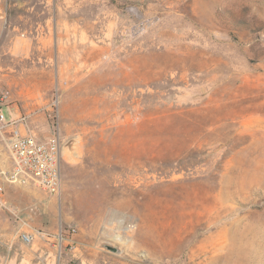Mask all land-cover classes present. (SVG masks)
Returning <instances> with one entry per match:
<instances>
[{
    "label": "rangeland",
    "instance_id": "374dc122",
    "mask_svg": "<svg viewBox=\"0 0 264 264\" xmlns=\"http://www.w3.org/2000/svg\"><path fill=\"white\" fill-rule=\"evenodd\" d=\"M0 92L60 164L6 181L0 264L60 230L103 264H264V0H0Z\"/></svg>",
    "mask_w": 264,
    "mask_h": 264
},
{
    "label": "built area",
    "instance_id": "2783aa9c",
    "mask_svg": "<svg viewBox=\"0 0 264 264\" xmlns=\"http://www.w3.org/2000/svg\"><path fill=\"white\" fill-rule=\"evenodd\" d=\"M5 95L0 92V102ZM25 121V116H19L10 121H5L0 111V134L6 126H11L10 135L4 141L11 159L9 175L0 169V208L4 202V185L6 181H22L31 179L36 186L45 192L54 193L60 186L59 140L51 137L40 140L30 130L20 128ZM13 213L15 211L12 210ZM63 230L59 231L58 240L63 238ZM24 242H30L32 235L29 232H20Z\"/></svg>",
    "mask_w": 264,
    "mask_h": 264
},
{
    "label": "crops",
    "instance_id": "0c3cea01",
    "mask_svg": "<svg viewBox=\"0 0 264 264\" xmlns=\"http://www.w3.org/2000/svg\"><path fill=\"white\" fill-rule=\"evenodd\" d=\"M7 117L5 121L13 119L12 112L7 106ZM3 107H0L2 112ZM21 130L28 129L34 133L29 124L24 121L19 125ZM11 126H6L0 134V163L5 156L3 150L4 138L10 135ZM9 157V154H8ZM11 161V159H10ZM82 238L75 237L73 234L66 235L61 240V244L56 236L34 238L31 247L35 244L37 248V254L33 250L29 249V254H22L21 261L15 259L13 264H103L102 256L109 255L106 252L97 249H89L88 246L81 241ZM62 253H61V251ZM37 257V262H32V258Z\"/></svg>",
    "mask_w": 264,
    "mask_h": 264
},
{
    "label": "bare ground",
    "instance_id": "6f19581e",
    "mask_svg": "<svg viewBox=\"0 0 264 264\" xmlns=\"http://www.w3.org/2000/svg\"><path fill=\"white\" fill-rule=\"evenodd\" d=\"M3 113V112H2ZM3 116H4V114H3ZM5 118V117H4ZM3 205H6V203L5 202H3Z\"/></svg>",
    "mask_w": 264,
    "mask_h": 264
}]
</instances>
